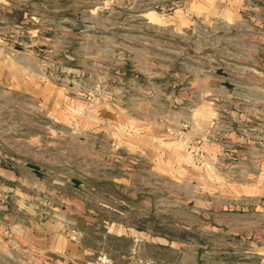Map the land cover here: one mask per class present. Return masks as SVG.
Listing matches in <instances>:
<instances>
[{
    "label": "rangeland",
    "instance_id": "rangeland-1",
    "mask_svg": "<svg viewBox=\"0 0 264 264\" xmlns=\"http://www.w3.org/2000/svg\"><path fill=\"white\" fill-rule=\"evenodd\" d=\"M190 2L28 0L24 11L40 15V30L31 32L29 22L17 32L0 29V67L8 72L0 75V165L36 163L46 187L78 178L91 210L150 199L145 227L191 244L194 264H264V119L230 124L220 89L221 107L206 124L191 95L194 75L215 71V87L243 86L234 99L247 112L261 98L264 118V73L229 75L251 67L237 59L254 51L264 72V44L226 28L213 33ZM42 198L39 210L52 196ZM192 209L194 218H185ZM146 253L137 264H158L156 248ZM160 253L166 264L179 256ZM104 256L112 260L102 254L95 263L110 264Z\"/></svg>",
    "mask_w": 264,
    "mask_h": 264
},
{
    "label": "crops",
    "instance_id": "crops-1",
    "mask_svg": "<svg viewBox=\"0 0 264 264\" xmlns=\"http://www.w3.org/2000/svg\"><path fill=\"white\" fill-rule=\"evenodd\" d=\"M27 1L0 0V29L6 27L17 32L21 24L29 22L32 26L31 32L40 30L36 25L40 15L24 11ZM187 8L202 13L207 27L213 33L219 34L220 30L226 28L231 34L238 32L243 42L250 34L254 41L259 37L260 43L264 44V0H191ZM181 26L183 25L179 27ZM260 54L254 51L249 56H241L237 59L238 62L248 63L253 67L238 65L240 69H231L234 74L229 75L234 78L262 77L264 72L260 64L263 56ZM4 69L0 67L1 77L8 74ZM223 73L227 74L224 70ZM213 75L215 71L202 72L194 75V83H191L192 88L194 86L191 95L198 96L194 98V110L199 121L204 122L206 119L207 124L221 107L215 101L218 96L216 90L220 89L228 94L223 97L222 108L227 112L230 124L237 125L243 120L249 123L263 121L262 104L259 103L261 86H254V93H259L260 99L257 98L254 107L248 108L250 112H247L234 99L243 86L233 85L232 82L227 83L226 87H215L214 81L210 80L214 79ZM201 80L206 84L203 85ZM179 94L181 97H188L187 91H180ZM200 94L206 96L205 99ZM202 111H206V116ZM141 132L144 140H150V129L143 128ZM235 134L239 137L238 133ZM134 140V137H127V141ZM142 148L146 152L145 146ZM38 176L39 173L27 164L16 167L0 165V178L5 181L0 189L7 198L0 203V264H97L95 260L102 254L112 257L110 264H137L136 259L140 253L143 256L149 255L146 249L151 247L159 252L157 258L155 257L158 264H166V260L160 257V252L168 249L179 255L175 264H194V249L191 244L170 240L166 234H152L145 227V221L151 218L150 199H114L110 205L97 202L98 208L91 210L88 209L80 188L69 183H54L50 184L52 187H46L38 180ZM43 196H52V199L46 200L44 207L40 206L39 210L36 203L38 200L42 201ZM193 212L192 209L191 213L183 216L193 219ZM67 223L82 231L80 240L73 241L66 235L65 230L72 228L64 225Z\"/></svg>",
    "mask_w": 264,
    "mask_h": 264
},
{
    "label": "built area",
    "instance_id": "built-area-1",
    "mask_svg": "<svg viewBox=\"0 0 264 264\" xmlns=\"http://www.w3.org/2000/svg\"><path fill=\"white\" fill-rule=\"evenodd\" d=\"M6 197L0 193V203H3L4 201H6ZM66 235L73 241H78L80 239L81 236V232L77 229L74 228H69L65 230ZM100 260L102 263H110L112 262L111 259L104 257H100ZM144 264H150L149 262L144 263Z\"/></svg>",
    "mask_w": 264,
    "mask_h": 264
},
{
    "label": "water",
    "instance_id": "water-1",
    "mask_svg": "<svg viewBox=\"0 0 264 264\" xmlns=\"http://www.w3.org/2000/svg\"><path fill=\"white\" fill-rule=\"evenodd\" d=\"M28 165L27 166H31L32 169H34L36 172H39L41 167L40 165L36 164V163H33V162H28L27 163ZM72 183H74V186L76 188H80L81 184H82V181L78 178H72L71 179Z\"/></svg>",
    "mask_w": 264,
    "mask_h": 264
}]
</instances>
